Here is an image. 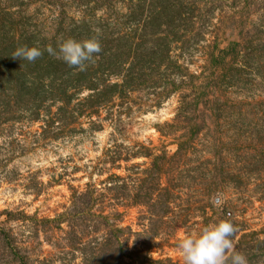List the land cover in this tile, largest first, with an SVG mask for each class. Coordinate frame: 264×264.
<instances>
[{
  "label": "rangeland",
  "instance_id": "rangeland-1",
  "mask_svg": "<svg viewBox=\"0 0 264 264\" xmlns=\"http://www.w3.org/2000/svg\"><path fill=\"white\" fill-rule=\"evenodd\" d=\"M220 220L264 264V0H0V264H182Z\"/></svg>",
  "mask_w": 264,
  "mask_h": 264
},
{
  "label": "clouds",
  "instance_id": "clouds-1",
  "mask_svg": "<svg viewBox=\"0 0 264 264\" xmlns=\"http://www.w3.org/2000/svg\"><path fill=\"white\" fill-rule=\"evenodd\" d=\"M44 51L68 67L83 71L87 63L94 62L101 47L95 37L80 41L68 38L58 43L56 49L49 45ZM41 55L38 47L20 46L11 57L33 62ZM235 232L231 221L220 220L204 225L198 232L184 234L176 244L182 264H248L246 257L234 250L230 238Z\"/></svg>",
  "mask_w": 264,
  "mask_h": 264
},
{
  "label": "trees",
  "instance_id": "trees-1",
  "mask_svg": "<svg viewBox=\"0 0 264 264\" xmlns=\"http://www.w3.org/2000/svg\"><path fill=\"white\" fill-rule=\"evenodd\" d=\"M231 47V46H230ZM228 51H224L223 53H227ZM222 55H224V54H222ZM219 61L220 62H222L223 61V56H221L220 58H219ZM90 99H93V98H90ZM94 99H95V97H94ZM0 236H2L3 237V240H5V242H9L8 241V239H9V237H8V235L6 234V233H4L3 231L0 233ZM109 242H111V240H105V242L104 243H102V245H103V248L100 250V249H96L95 250V254H96V252H97V254H98V257H97V259H96V262H97V260L99 261V262H101L102 261V259L105 257V253H106V251L107 250H104V249H108V245H109ZM113 243H110V245H112ZM8 245V244H7ZM110 247V246H109ZM11 253H15L14 255H13V257H15L17 260H19L20 262H22V261H24V259L22 258V257H18L17 256V253L16 252H14L13 250H11ZM23 264V263H22Z\"/></svg>",
  "mask_w": 264,
  "mask_h": 264
}]
</instances>
